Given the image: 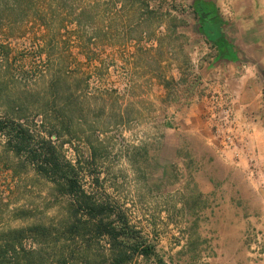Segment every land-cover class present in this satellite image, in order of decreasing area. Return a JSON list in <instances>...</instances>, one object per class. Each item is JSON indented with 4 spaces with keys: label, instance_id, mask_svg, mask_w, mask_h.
<instances>
[{
    "label": "rangeland",
    "instance_id": "rangeland-1",
    "mask_svg": "<svg viewBox=\"0 0 264 264\" xmlns=\"http://www.w3.org/2000/svg\"><path fill=\"white\" fill-rule=\"evenodd\" d=\"M80 1L94 9L95 24L79 28L61 15L42 28L32 17L2 14L0 116L25 115L26 127L76 167L87 194L119 207L166 264H208L215 210L184 226L188 210L191 218L198 210L191 201L180 206L172 191L179 158L173 163L163 154L167 124L179 129L193 105L223 150L249 144L238 129L235 99L215 81L226 66L208 26L231 17L233 0ZM199 8L214 16L199 19ZM72 208L66 191L19 160L0 137V235L36 224L62 231ZM109 247L94 243L88 259L99 261ZM252 255L243 264H264L255 250ZM132 264L152 263L137 257Z\"/></svg>",
    "mask_w": 264,
    "mask_h": 264
},
{
    "label": "crops",
    "instance_id": "crops-1",
    "mask_svg": "<svg viewBox=\"0 0 264 264\" xmlns=\"http://www.w3.org/2000/svg\"><path fill=\"white\" fill-rule=\"evenodd\" d=\"M253 2H229L231 17L208 25L226 66L215 81L235 99L238 129L249 144L223 150L197 105L183 112L179 129L172 123L166 127L163 156L171 162L179 158L172 191L181 196L180 206L191 201L190 208L198 210L193 218L188 210L184 226L201 221L206 209L215 210L208 264H243L253 250L264 258V4ZM258 237L259 246L252 247Z\"/></svg>",
    "mask_w": 264,
    "mask_h": 264
},
{
    "label": "trees",
    "instance_id": "trees-1",
    "mask_svg": "<svg viewBox=\"0 0 264 264\" xmlns=\"http://www.w3.org/2000/svg\"><path fill=\"white\" fill-rule=\"evenodd\" d=\"M93 10L80 0H0L1 20L2 14L11 11L32 17L42 28L52 25L61 15L70 16L71 25L88 27L95 24ZM210 12L206 14L204 8L195 10L199 19L208 15L212 18L214 13ZM25 122L28 119L22 113L16 116L5 113L0 116V137L19 160L26 161L39 175L66 191L73 208L62 231L36 224L0 235V264H132L137 257L152 264H166L156 247L131 227L121 209L88 195L76 167L59 159L52 141L36 136ZM35 141L42 146L38 144L36 148ZM104 240L108 241L110 254L99 261L88 259L92 245Z\"/></svg>",
    "mask_w": 264,
    "mask_h": 264
},
{
    "label": "built area",
    "instance_id": "built-area-1",
    "mask_svg": "<svg viewBox=\"0 0 264 264\" xmlns=\"http://www.w3.org/2000/svg\"><path fill=\"white\" fill-rule=\"evenodd\" d=\"M215 117L216 118H219V115H218V117L216 116V114H215ZM221 117V116H220ZM232 118V114H231V112H230V110H224L223 111V121L225 122V126L226 127H228V123H230L229 122V120ZM230 134V129L228 130V135ZM227 139L228 140H230L231 141V144H230V146H233L234 144H235V139L232 137V136H227ZM233 141H234V143H233ZM229 146V147H230ZM259 241H260V239H259V237L257 238V242H256V246L258 245L259 246Z\"/></svg>",
    "mask_w": 264,
    "mask_h": 264
}]
</instances>
